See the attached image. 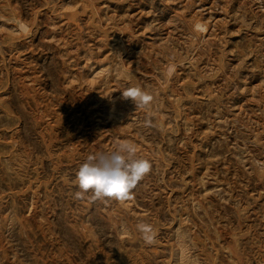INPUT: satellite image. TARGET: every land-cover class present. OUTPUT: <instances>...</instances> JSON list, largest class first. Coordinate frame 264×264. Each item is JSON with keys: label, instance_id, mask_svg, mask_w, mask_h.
Masks as SVG:
<instances>
[{"label": "rangeland", "instance_id": "374dc122", "mask_svg": "<svg viewBox=\"0 0 264 264\" xmlns=\"http://www.w3.org/2000/svg\"><path fill=\"white\" fill-rule=\"evenodd\" d=\"M122 140L133 198L76 200ZM0 264H264V0H0Z\"/></svg>", "mask_w": 264, "mask_h": 264}, {"label": "clouds", "instance_id": "9594fccd", "mask_svg": "<svg viewBox=\"0 0 264 264\" xmlns=\"http://www.w3.org/2000/svg\"><path fill=\"white\" fill-rule=\"evenodd\" d=\"M122 97L131 99L140 108L149 106L152 101V96L139 87L124 89ZM151 168L149 159L137 156V146L133 142L118 141L111 150L90 154L80 164L76 172L78 190L74 198L91 202L131 200L137 185ZM136 228L145 246L157 243L158 230L151 224L139 222Z\"/></svg>", "mask_w": 264, "mask_h": 264}, {"label": "bare ground", "instance_id": "6f19581e", "mask_svg": "<svg viewBox=\"0 0 264 264\" xmlns=\"http://www.w3.org/2000/svg\"><path fill=\"white\" fill-rule=\"evenodd\" d=\"M171 9V8H170ZM176 11V10H175ZM205 19V18H204ZM197 20V19H196ZM203 21V20H202ZM204 25V24H203ZM165 38V37H164ZM178 62V61H177Z\"/></svg>", "mask_w": 264, "mask_h": 264}]
</instances>
